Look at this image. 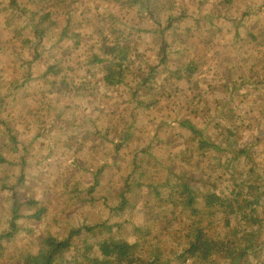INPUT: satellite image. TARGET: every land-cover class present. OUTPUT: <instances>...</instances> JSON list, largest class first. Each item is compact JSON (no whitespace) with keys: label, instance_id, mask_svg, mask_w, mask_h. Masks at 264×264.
<instances>
[{"label":"trees","instance_id":"obj_1","mask_svg":"<svg viewBox=\"0 0 264 264\" xmlns=\"http://www.w3.org/2000/svg\"><path fill=\"white\" fill-rule=\"evenodd\" d=\"M26 1L35 2L10 0L11 4L6 6L10 11L4 13L0 8L7 24L13 26V35L9 37L11 28L4 24L8 38L2 40L1 34L0 51L8 56L13 54L15 62L20 63L19 75L10 82V93L34 78L32 63L46 53L45 40H53L54 45L65 39H75V45L82 43L79 33L73 32V23L79 21L76 10L79 7L89 12L92 3L43 0L29 7ZM116 1L127 12L135 10L139 20L147 18L145 0ZM233 1L224 0L226 5ZM1 3L6 2L0 0V6ZM15 15L20 21L26 19L25 24L20 25L17 19L12 24L10 20ZM182 15L168 18L165 29L155 20V62L133 45L131 28L135 26H122L123 20L111 13L105 15L111 24L101 40L89 35L90 57L86 64L90 76L96 77L97 82L101 79L108 88L130 85L131 94L122 110L127 118L122 124L108 122L103 128L105 143L108 141L106 160L94 168L92 178L84 184L72 178L66 182L65 200L76 198L84 211L66 220L65 228L47 232L37 249L20 251V264H264V69L244 78L240 68L231 67L227 78L218 79L222 86L207 83L206 53L212 42L199 31L190 37L200 24H191L192 28L182 25ZM84 19L89 21L86 15ZM260 31L258 42L264 54V28ZM234 34L240 36L238 31ZM13 39L19 41L17 48ZM241 52L237 50L239 57ZM26 54L31 58L24 59ZM62 70L59 62L50 64L43 80L51 85L62 80L80 94L86 90L93 96L98 93L97 83L90 76L74 83L66 75L58 77ZM215 77L213 80H217ZM160 83L164 88L187 86L193 97L182 114L167 111L153 137L143 140L136 137L138 114L141 110H162L151 97ZM242 90L263 95L252 104L258 113L247 112L252 115L247 116L249 121L238 109L235 111L233 104L246 94ZM259 102L262 104L257 105ZM207 108L210 116H198ZM191 112L197 117H192ZM0 122L7 130L5 135L14 143L15 152H22L16 162H11L1 152L0 139V171L16 164L20 169L18 183L4 189L9 196L11 217L10 224L0 231L1 248L6 240L15 239L20 218L40 220L43 210L20 213L24 203L19 199V186L25 179L27 149L23 143L20 145L6 118L0 117ZM112 127L114 131L121 127L122 135L109 137ZM157 136L164 144L161 148L169 150L163 162L154 150ZM177 136L179 139L174 140ZM137 138L138 149L133 151L130 148ZM122 149L127 152L122 154ZM76 166L78 172L90 170L77 163ZM106 170L110 178L106 180L105 192L96 196L103 182L100 175ZM114 192L117 194L113 196ZM98 202V217L95 214L89 218L85 210ZM3 256L0 253V259Z\"/></svg>","mask_w":264,"mask_h":264},{"label":"rangeland","instance_id":"obj_2","mask_svg":"<svg viewBox=\"0 0 264 264\" xmlns=\"http://www.w3.org/2000/svg\"><path fill=\"white\" fill-rule=\"evenodd\" d=\"M1 1L6 2L1 3V11L4 13L10 11L6 8L11 4L10 0ZM42 1L35 0L34 3L26 1V4L29 7H35ZM90 1L92 3L89 12L85 13L77 7L76 14L79 21L73 23L76 26L73 32L79 33L78 37L82 43L75 45V39H65L59 40L54 45L53 40L49 38L45 40L46 53L32 63L35 71L34 78L26 86L19 88L17 92L10 93L13 87L10 82L19 75L17 66L20 63L15 62L13 54L8 56L7 53L0 51V98H2L0 117L6 118L8 127H12L20 145L23 143L27 149L25 179L23 185L19 186V199L24 203L20 213L29 214L35 210H43L40 220L27 217L18 220L20 229L15 239L6 240L5 247L0 248V253L4 255L0 259V264H20V251L27 252L30 249H37L47 232L54 233L58 228H65L66 220L84 211V207L77 203L76 198L71 201L65 200L66 182L72 178L77 183L84 184L87 179L92 178L94 168L101 166L106 160L104 152L108 141L105 143L103 128H106L108 122L122 124L127 118L126 114H122V110L125 109L126 98L131 94L130 85L108 88L103 85L101 79L97 82L96 77L90 76L89 66L86 64L90 57L87 55L90 51L89 35L93 34L94 38L101 40L111 24L107 21L106 13H111L123 20L122 26L126 24L135 26V29L131 28L132 43L151 62L156 61L155 52L158 47V40L153 32V28L156 27L155 20H159L165 29L168 18H177L183 14L182 25L192 28L191 24H200L198 30L191 32L190 37L199 31L208 41L212 42V47H207L206 53L208 58L205 65L208 67L207 83L222 86L223 82L218 79L227 78L229 73L231 74V67L240 68L244 78H250L256 70L264 69L263 47L258 42L262 32L260 28H264V0H234L229 5H226L224 0H145L148 3L146 6L148 16L142 20L136 16L135 10L127 12L116 0ZM85 15L89 21L82 20ZM16 19L20 25L26 22V19L21 18L22 21H20L18 15H15V18L10 20L11 23L13 24ZM4 24L6 28L7 26L11 28L9 30V37H11L13 26L7 24L6 16L0 12V41L8 38L5 37ZM236 31L240 36H234ZM56 32L53 35L54 40L58 36ZM1 34L4 35L3 39ZM251 34H254L257 39H254ZM12 44L17 48L19 41L13 39ZM237 50L242 51L240 57ZM23 58L27 60L31 56L26 54ZM55 62H59L63 68L58 75L59 78L66 75L68 81L76 83L80 82L83 77L90 76L92 82L97 83L98 93L93 96L91 91L86 90L85 93L80 94L72 84L64 83L62 80L57 81L55 85L43 80L47 67ZM245 65L248 67H243ZM253 66L255 68H251ZM95 74L99 72L96 71ZM215 76L218 77L217 80H213ZM128 80L132 82V78ZM161 84L153 90L154 94L151 97L154 101H158V106L162 110L154 109L148 112L141 110L138 114L136 137H142L143 140L149 141L153 137L156 127L167 111L182 114L186 103L193 97L187 86L177 85L164 88ZM242 92L246 93L245 90ZM262 96L253 95L251 92L244 94L233 102L236 106L235 111L238 109L240 114L246 116V120L249 121L248 117L252 115L247 112L258 113L252 104L258 102ZM261 104L257 103V105ZM191 115L197 117L193 112ZM210 115L207 108L198 116L207 118ZM181 117L182 115L179 118ZM199 124L203 125L202 122ZM114 129V127L110 129L109 137L122 135L121 127L115 131ZM0 132L2 133L0 136L1 152L11 162H16L22 152H15L14 143L5 135L7 130L1 122ZM95 132H100V134ZM167 133L169 131L164 132L161 137L165 138ZM177 139L179 136L174 138V140ZM159 140L160 137L157 136L154 150L163 162L169 150L162 149L161 146L164 144ZM138 144L139 138L130 149L135 151L138 149ZM121 151H123L122 154L127 152L126 149ZM128 153L134 154L133 152ZM76 163L90 170L84 169L78 172ZM19 174L20 169L17 164L0 171V231H4L5 227L10 224L9 216L11 215L9 196L4 189L17 184ZM100 176L103 182L100 187L101 191L96 196L104 194L108 184L106 180L110 178L107 170ZM116 194L117 192H114L113 196ZM31 198L34 199L26 203ZM99 203L94 208L90 207L85 210L89 218L95 214L98 217Z\"/></svg>","mask_w":264,"mask_h":264}]
</instances>
